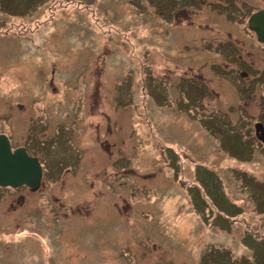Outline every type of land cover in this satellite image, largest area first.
<instances>
[{
    "label": "rangeland",
    "instance_id": "obj_1",
    "mask_svg": "<svg viewBox=\"0 0 264 264\" xmlns=\"http://www.w3.org/2000/svg\"><path fill=\"white\" fill-rule=\"evenodd\" d=\"M238 8L0 0V133L42 166L0 187V264H264V74L235 72L264 46Z\"/></svg>",
    "mask_w": 264,
    "mask_h": 264
},
{
    "label": "water",
    "instance_id": "obj_2",
    "mask_svg": "<svg viewBox=\"0 0 264 264\" xmlns=\"http://www.w3.org/2000/svg\"><path fill=\"white\" fill-rule=\"evenodd\" d=\"M250 27L256 31L258 39L264 42V11L254 13L249 20ZM41 175L40 165L29 157L23 148L13 151L5 135L0 134V185L18 186L38 185Z\"/></svg>",
    "mask_w": 264,
    "mask_h": 264
},
{
    "label": "flooded vegetation",
    "instance_id": "obj_3",
    "mask_svg": "<svg viewBox=\"0 0 264 264\" xmlns=\"http://www.w3.org/2000/svg\"><path fill=\"white\" fill-rule=\"evenodd\" d=\"M237 2H238V7L239 8H238L237 16L232 19V23L235 24V25H238V26H243L244 28H246L245 26L247 24V21H248V18L250 17V15L254 11L264 8V5H259V6L255 7L253 9V6H255V5H250L249 1H247V0H237ZM230 16L231 15L229 13L225 15V17H227L228 20H229ZM246 29L242 28L244 33L246 31V33L248 34V29L247 30ZM252 32L253 31H250V34H252ZM214 43H215L216 46L221 44L222 45L221 48L223 50V46H225L226 44H229V40H226L225 38H223L221 41H218V42L214 41ZM211 50L214 51V49H211ZM226 50L227 49L223 50L224 53H225ZM230 50H231V48H230ZM225 56H226L227 59H229V60H233L234 59L236 62L242 63V64H244L247 67H250V65L252 66V63L250 61L240 57L241 54H240V51L238 49H235V51L231 50V54H230V52H228L227 54H225ZM260 69H261V74H264V63L260 67ZM243 70H245V68L242 67V66L241 67H237L235 69V72L238 75V77L240 78V80H241V78H243L245 80V79L249 78V75H250V72L248 70H245V71H243ZM250 70H253V69L250 67ZM249 80H251V79L249 78ZM9 139H10V137H9Z\"/></svg>",
    "mask_w": 264,
    "mask_h": 264
},
{
    "label": "bare ground",
    "instance_id": "obj_4",
    "mask_svg": "<svg viewBox=\"0 0 264 264\" xmlns=\"http://www.w3.org/2000/svg\"><path fill=\"white\" fill-rule=\"evenodd\" d=\"M191 215L187 216V217H190Z\"/></svg>",
    "mask_w": 264,
    "mask_h": 264
}]
</instances>
